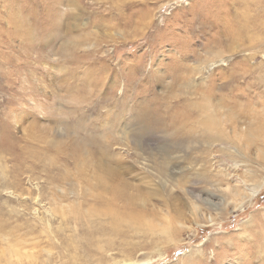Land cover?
<instances>
[{"label":"rangeland","instance_id":"374dc122","mask_svg":"<svg viewBox=\"0 0 264 264\" xmlns=\"http://www.w3.org/2000/svg\"><path fill=\"white\" fill-rule=\"evenodd\" d=\"M260 78L264 0H0V264H264Z\"/></svg>","mask_w":264,"mask_h":264},{"label":"bare ground","instance_id":"6f19581e","mask_svg":"<svg viewBox=\"0 0 264 264\" xmlns=\"http://www.w3.org/2000/svg\"><path fill=\"white\" fill-rule=\"evenodd\" d=\"M238 15V14H237ZM239 16V15H238ZM59 19V18H58ZM237 27V34L234 33L232 30L229 31V34L227 36L228 40L234 39V43H230L227 44L228 45V50L231 49V54H234V48L236 47L235 42H241L242 44H246V41L250 40V37L248 34H246V30L244 31V34L240 35L239 32H241V30L243 29V27L240 25V22L238 21V24L236 25ZM226 30V29H225ZM57 34V33H56ZM232 44V45H231ZM225 48V47H224ZM233 52V53H232ZM235 77V76H234ZM51 78V77H50ZM226 79V78H225ZM260 82H264L262 81V79L260 78ZM87 86V85H86ZM189 104V103H188ZM199 104V103H198ZM201 104V103H200ZM180 108V107H179ZM189 110V109H188ZM201 110L203 111L202 115L203 118L198 119V116L195 117H191L189 116V119H191V126L188 127H184L182 125L183 121L178 120V118L176 117L177 121H174L175 116H173L171 118V124L176 125L177 128H180L182 131H189V137L190 135H193V133L196 132H200V130L202 131V134H205L204 131H206V133H210V131L212 129H214L217 126L216 121L214 120V118L212 116H207L210 111H209V106L206 103H202L201 105ZM180 111H182L180 109ZM177 113V112H176ZM184 113V112H183ZM181 114V113H180ZM191 115V114H190ZM183 118V117H182ZM187 118V117H186ZM152 119V118H151ZM154 120V119H153ZM151 121V120H150ZM155 122V120H154ZM190 122V121H189ZM195 123V124H194ZM190 124V123H189ZM176 128V133H178V129ZM188 128V129H187ZM199 129V130H198ZM256 132V131H255ZM262 133V132H261ZM256 134V133H255ZM260 135V134H259ZM255 136L256 137V141H259V143H264V135L260 136ZM192 137V136H191ZM246 137V136H245ZM254 137H252L250 139L253 140ZM224 141V140H223ZM96 164V163H95ZM106 166V165H105ZM102 169L104 170L105 174L110 175V177H113L114 174H116L117 172V168L116 167H110L109 170L107 168L102 167ZM105 170H108L105 171ZM130 170L132 171V167H130ZM125 171V170H124ZM84 173V172H82ZM98 177V176H97ZM97 178H95L94 180H96ZM99 180V179H98ZM101 181V180H99ZM98 181V182H99ZM101 183V182H100ZM104 189L103 191L107 192V193H111V191L109 190V188H107V186L103 183ZM262 186H259L258 189H256L253 193L252 196L249 197L251 201L253 198L256 197V195L258 194V192L260 191L259 189ZM99 188V187H98ZM121 189H119V192H117V194L114 195L113 199L114 200H120L123 201L124 203V207H128V206H136L138 205L137 201L135 199H133L132 197L135 198V196L129 195L126 191L125 188V183L121 184L120 186ZM101 190V189H100ZM94 191V190H93ZM261 192V191H260ZM239 193V192H238ZM106 194V193H105ZM93 195V194H92ZM237 195V194H236ZM108 196V195H107ZM92 198V197H91ZM101 198V197H100ZM104 199V197H102ZM244 198V197H243ZM108 200V199H107ZM113 201V200H111ZM111 203V202H110ZM116 203V202H115ZM113 205V204H112ZM117 205V204H115ZM124 207H123V211H124ZM133 210V209H132ZM118 211V210H117ZM128 213V212H127ZM91 214H93V219L96 222H100V221H108L110 222V229L115 232V234L117 232H120L121 229L125 230V228H127L130 231V234H132L133 237H141L143 236L148 242L150 243H156V242H160V241H168L170 242V234H172V228H174L173 222L171 219H165L164 223L158 225L156 224L154 221L153 223H148L144 224L142 223L139 219H132L133 216H131L132 214H128L127 218L121 216L120 214H118L116 211H114L110 205L106 207L105 212L101 209L98 211H94ZM124 214V213H123ZM126 214V213H125ZM124 214V215H125ZM179 218H182V214L179 213V216H177ZM106 225V224H105ZM97 229V228H96ZM122 232V231H121ZM111 234V233H110ZM113 234V233H112ZM123 234V233H121ZM174 234V233H173ZM127 238V237H126ZM102 239H99V241H101ZM111 242V241H110ZM107 244V243H106ZM136 244V243H135ZM164 244V243H163ZM132 245V244H131ZM262 245V244H261ZM260 248V247H259ZM100 250L102 252H104V250L102 248H100ZM196 250V249H195ZM99 251V252H101ZM198 251L201 253V249H198ZM197 252V250H196ZM195 252V253H196ZM263 253V252H262ZM194 255V254H193ZM264 255V254H263ZM262 255V256H263ZM193 257V256H192Z\"/></svg>","mask_w":264,"mask_h":264}]
</instances>
